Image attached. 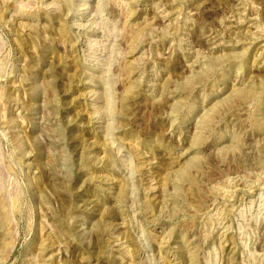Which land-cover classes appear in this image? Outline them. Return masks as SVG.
Listing matches in <instances>:
<instances>
[{
	"label": "rangeland",
	"instance_id": "obj_1",
	"mask_svg": "<svg viewBox=\"0 0 264 264\" xmlns=\"http://www.w3.org/2000/svg\"><path fill=\"white\" fill-rule=\"evenodd\" d=\"M0 264H264V0H0Z\"/></svg>",
	"mask_w": 264,
	"mask_h": 264
}]
</instances>
